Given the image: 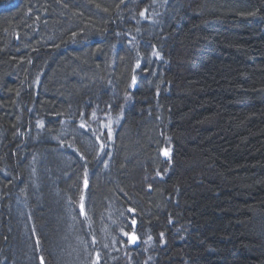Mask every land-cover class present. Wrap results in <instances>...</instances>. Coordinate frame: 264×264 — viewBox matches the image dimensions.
<instances>
[{
  "label": "trees",
  "instance_id": "1",
  "mask_svg": "<svg viewBox=\"0 0 264 264\" xmlns=\"http://www.w3.org/2000/svg\"><path fill=\"white\" fill-rule=\"evenodd\" d=\"M65 260L264 264V0H0V264Z\"/></svg>",
  "mask_w": 264,
  "mask_h": 264
},
{
  "label": "bare ground",
  "instance_id": "2",
  "mask_svg": "<svg viewBox=\"0 0 264 264\" xmlns=\"http://www.w3.org/2000/svg\"><path fill=\"white\" fill-rule=\"evenodd\" d=\"M56 125H59L57 123H55L54 126ZM60 127H64V129L66 130H70L72 126H64V125H59ZM59 126H56V130L59 132V131H63L62 129L59 128ZM95 152H98L102 154V151L99 149H97L95 147L94 149ZM1 175H3V177H7L8 178V175H7V171L6 170H2L1 172ZM73 177V173L71 172V174H68L66 177L64 178H67V180L71 181V178ZM36 185L32 182H29V183H26L24 185H19L18 188L15 189V195H16V201H11V206L14 208V209H11L8 211V213H11L12 212V215H13V212L14 210L16 209V213H17V216L18 217H22L24 216L28 210H26L23 206V200L25 197H27L26 195L29 193V191H31V189L33 187H35ZM13 202V203H12ZM128 212L130 213V211L128 210ZM32 231L30 232V234L32 235ZM38 234V233H37ZM39 235V234H38ZM40 237V236H39ZM34 238H35V244L32 245V248L35 249L36 253L41 256V254H46L48 251H45V248L48 250L50 247H47L45 246L43 240L41 239V243L43 245V247H40L39 245V241H38V237L36 235H34ZM63 247V246H62ZM61 245H55V247L53 248L52 251H50L48 253V255H52L54 258H57L58 256V252L59 250L62 248ZM43 249V250H42ZM81 248L79 249H76V253L72 255V252L69 254V260H73V261H77L78 259V251H80ZM63 264H70L68 261H64Z\"/></svg>",
  "mask_w": 264,
  "mask_h": 264
},
{
  "label": "snow or ice",
  "instance_id": "3",
  "mask_svg": "<svg viewBox=\"0 0 264 264\" xmlns=\"http://www.w3.org/2000/svg\"><path fill=\"white\" fill-rule=\"evenodd\" d=\"M141 15H143V13H141ZM154 55H156V56L158 57V56H159V53H158V52H157V53H154ZM137 66H139V65H137ZM133 82H135V78H133ZM93 115L95 116V113H93ZM81 127H84V125L82 124ZM109 135H110V133H109ZM97 139H99V137H97ZM104 148H105V145H104V144H101V145H100V150L103 151ZM165 155L167 156L168 153L165 152ZM85 185H87V181H85ZM133 223H134V221H133ZM126 234H127V233H126ZM130 239H131V241L134 243L136 238L133 236V237H131Z\"/></svg>",
  "mask_w": 264,
  "mask_h": 264
},
{
  "label": "water",
  "instance_id": "4",
  "mask_svg": "<svg viewBox=\"0 0 264 264\" xmlns=\"http://www.w3.org/2000/svg\"><path fill=\"white\" fill-rule=\"evenodd\" d=\"M129 211H130V215H131V216H133V215H134V213H135V212H134V210H132V209H129Z\"/></svg>",
  "mask_w": 264,
  "mask_h": 264
}]
</instances>
